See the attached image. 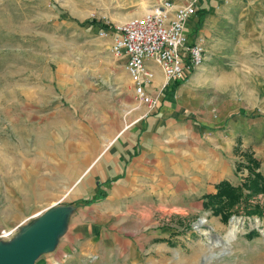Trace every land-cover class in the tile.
Wrapping results in <instances>:
<instances>
[{
  "label": "rangeland",
  "instance_id": "1",
  "mask_svg": "<svg viewBox=\"0 0 264 264\" xmlns=\"http://www.w3.org/2000/svg\"><path fill=\"white\" fill-rule=\"evenodd\" d=\"M145 4L149 0H0V168L8 174L12 162L22 180V162L38 158L45 168L39 173L52 180L43 204H31L25 189L18 203L2 199L0 234L15 229L0 243L31 232L48 215L57 221L62 210L54 248L34 264H264V214L247 215L241 205L225 223L212 213L131 223L130 236L122 238L141 240L130 245L132 254L120 245L122 254L110 255L104 247L97 257L98 241L92 240L102 236V229L82 231V206L72 204L71 183L88 167L85 158L90 164L103 151L113 128L133 125L144 107L137 106L123 58L111 52L110 34L81 22L94 18L114 26ZM246 9L249 20L236 31V46L227 47L234 51L205 52L201 93L210 96L212 118L246 114L232 118L238 121L239 148L255 153L264 173V0ZM195 16L186 28L189 42L198 27ZM236 136L230 138L234 146ZM58 164L66 166L64 175L56 176ZM237 170L236 184L247 173L240 165ZM255 202L264 211V195Z\"/></svg>",
  "mask_w": 264,
  "mask_h": 264
},
{
  "label": "crops",
  "instance_id": "2",
  "mask_svg": "<svg viewBox=\"0 0 264 264\" xmlns=\"http://www.w3.org/2000/svg\"><path fill=\"white\" fill-rule=\"evenodd\" d=\"M172 1L177 5L194 1L198 23L194 36L201 37L205 50L211 53L234 51V48L227 47L236 46V31L242 30L243 22L249 20L247 4L259 2ZM201 9L206 11L204 15L200 14ZM205 83L206 79L198 68L186 78L171 81L162 88L163 76L157 68L152 86L148 88L154 94L159 92L156 110L131 126L113 128L114 135L106 141L103 151L90 164V158H85L88 167L71 183L69 192L72 190L76 195L72 204L82 206L78 214L82 231H94L95 227V232L102 229V236L92 240L98 241L97 257L102 256L104 247L110 255L122 254L124 250L118 248L120 245L128 246L132 254L135 248L130 245L139 244L141 240L133 242L129 237L122 238V234L130 236L131 223L155 221L159 215L169 216L166 220H172V217L183 220V217L198 216L199 219V216L212 213L204 206L207 195L215 193V185L222 180H228L232 185L241 184L233 180L245 153L258 160L260 169L261 163L255 153L239 148L238 121L232 118H244L246 114L241 111L227 118L222 115L212 118L208 110L210 96L201 93V85ZM225 123L233 127L224 126ZM235 133L238 142L234 146L230 138ZM248 147L255 150L253 145ZM31 160L34 162H22V180L17 176L19 168L12 162L8 174L0 168V202L9 198L8 204L18 203L16 198L24 189L31 204L40 205L49 200L52 180L39 173L40 167L45 170L44 163L38 158ZM59 166L56 176H61V172L65 174L66 166ZM101 191L105 194L101 201L83 205L85 199ZM89 209L91 213H88ZM86 215L88 218L85 219ZM137 227L134 225L133 231Z\"/></svg>",
  "mask_w": 264,
  "mask_h": 264
},
{
  "label": "built area",
  "instance_id": "3",
  "mask_svg": "<svg viewBox=\"0 0 264 264\" xmlns=\"http://www.w3.org/2000/svg\"><path fill=\"white\" fill-rule=\"evenodd\" d=\"M197 13L194 1L175 4L172 0H149L138 14L115 24L110 34L111 52L125 58V70L142 117L159 104V92L149 91L158 68L163 76L162 88L171 81L182 80L200 68L205 60L201 37L189 42L186 22ZM15 228L1 230L0 237L10 236ZM11 231V232H9Z\"/></svg>",
  "mask_w": 264,
  "mask_h": 264
},
{
  "label": "trees",
  "instance_id": "4",
  "mask_svg": "<svg viewBox=\"0 0 264 264\" xmlns=\"http://www.w3.org/2000/svg\"><path fill=\"white\" fill-rule=\"evenodd\" d=\"M201 15L205 14V10H199ZM81 24L97 25L102 30H111L110 24H104L96 19H89L81 22ZM176 84H179L177 82ZM245 162H241L240 166L247 169V173L243 182L239 185H232L228 180H222L215 185L216 192L207 195L206 205L211 209L212 215L219 216L222 222H227L234 214L235 210L241 207L247 215H256L258 217L264 214L263 208L257 203L251 204V200L258 196L264 195V173L258 170L259 162L252 154H244ZM105 197L104 191L98 192L95 196L85 199V205L101 201Z\"/></svg>",
  "mask_w": 264,
  "mask_h": 264
},
{
  "label": "water",
  "instance_id": "5",
  "mask_svg": "<svg viewBox=\"0 0 264 264\" xmlns=\"http://www.w3.org/2000/svg\"><path fill=\"white\" fill-rule=\"evenodd\" d=\"M61 211L57 221L48 215L31 232L25 231L7 243H0V264H34L41 253L51 251L63 222L65 211Z\"/></svg>",
  "mask_w": 264,
  "mask_h": 264
}]
</instances>
